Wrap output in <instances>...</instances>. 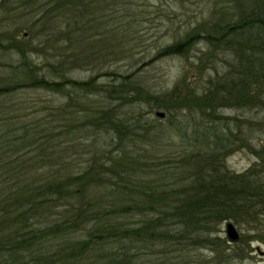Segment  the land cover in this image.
<instances>
[{
  "label": "trees",
  "instance_id": "16d2710c",
  "mask_svg": "<svg viewBox=\"0 0 264 264\" xmlns=\"http://www.w3.org/2000/svg\"><path fill=\"white\" fill-rule=\"evenodd\" d=\"M7 1L26 15L15 31L20 33L39 26L46 32L43 36L47 42L55 43L59 54L53 62L39 67L29 57L32 40L25 37L26 33L8 40L7 48L16 50L21 61L11 66L8 76H0L2 264H147L148 255L155 253L153 256L161 257L160 260L166 259L169 253L192 248L210 250L214 257L208 264L245 259L253 251V242L264 243V161L255 163L244 173L231 171L226 164L232 148L231 132L226 136L216 135L218 141L213 145L207 141V131L210 133L207 122L227 120L216 114L219 108L249 104L256 107L264 103V68L253 64L256 60L264 61V0L259 13L254 12L250 19L241 17L229 28L230 32L239 31L236 33L240 37L247 31L253 32V40L237 41L236 52L241 57L235 70L217 84L210 78L208 88H211L207 90L206 85L202 92L193 88L183 91L181 85L186 82L182 78L162 96L138 83L134 73L120 76V81L114 84L98 85L97 76L87 81L66 76L67 71L81 66L82 59L71 49L77 46L75 37L81 29L78 26L81 17L86 12L90 16L94 10L92 0ZM201 33L210 44L220 43L221 38H216L212 31L201 32L196 28L159 56L185 54ZM60 42L68 47L60 49L57 44ZM246 49L250 56L244 54ZM198 59L199 67L205 59ZM205 68L200 67L201 71ZM69 86L86 95L104 92L109 94L107 99L121 103L140 100L152 104L151 109H163L166 114L182 110L196 112L206 122L191 125L192 138L200 151L185 153L182 146V151L163 150L157 144L168 139L170 130L158 129L157 119L143 122L142 116L135 117L133 125L145 130L142 137L148 136L150 146L161 148L168 158L160 165L164 167L163 172L157 171L151 177L147 168L154 166L152 161H159L154 156L160 150L152 155L143 151L141 156L131 155L136 157L131 159L118 155L114 151L119 148L124 153L134 135L138 136L134 126L123 113L120 116L118 110L112 111L113 108H100L90 117L91 109L83 107L87 118L83 125L76 127L71 123L70 126L111 133L115 144L113 150L94 145L87 164L76 170V165L65 160L59 146L61 137L66 136L62 129L69 125L62 107L51 110L48 117L30 121L20 132L9 121L12 117L7 110L12 106V116H15L20 108L8 100L22 90L63 93ZM176 124L172 127L180 128ZM211 126L213 131L218 130L216 125ZM189 140L182 141L184 146H191ZM17 146L29 151L19 155L14 151ZM144 152L150 159L143 157ZM176 153H179L177 161L170 162L169 157ZM105 183L112 187L111 193L96 194ZM228 221L243 230L234 247L220 235L223 224ZM157 247L161 255L156 252Z\"/></svg>",
  "mask_w": 264,
  "mask_h": 264
},
{
  "label": "rangeland",
  "instance_id": "374dc122",
  "mask_svg": "<svg viewBox=\"0 0 264 264\" xmlns=\"http://www.w3.org/2000/svg\"><path fill=\"white\" fill-rule=\"evenodd\" d=\"M92 2L94 10L90 16L86 12L81 17V22L78 24L81 29L75 37L77 46L71 49V52L74 51L82 59L81 66L67 71L66 76L77 81H87L91 77L97 76L96 84L98 85L114 84V81H120V76L134 73V78L138 83L160 96L171 90L174 84L182 78H185L186 82L181 85L183 91L193 88L202 92L206 85L208 90L211 88H208L210 78L214 84L220 83L224 75L235 70L239 65L241 53L236 52L237 41L253 40V32L247 31L243 37H240L236 33L239 31L230 32L229 28L234 27L241 17L250 19L249 17L254 12L259 13L262 9L260 8L262 0H92ZM24 17L26 15L21 11H16L12 3L0 0V42L2 43V46L0 45V76H8L12 69L11 66H17L21 61V56L16 50L7 48L9 38L14 35H25L26 33L25 37L32 40L29 57L34 65L41 67L43 63H51L55 60V55L59 54L55 43L47 42L46 37L43 36L46 32H42L39 26L30 30H21L20 33L15 31L18 25L22 24L21 21ZM196 28L201 32L212 31L216 38H221L220 43L210 44L202 38L204 33H201L185 54L159 56L164 49L179 42ZM39 32H41L40 36H38ZM224 33L227 36L223 37ZM57 44L61 46L60 49L68 47L66 43ZM65 53L69 52L65 51ZM244 54L250 56L247 49ZM200 57H203L207 63L204 62L198 67V58ZM84 61L87 63L83 64ZM253 64L254 67L264 68V61L256 60ZM200 67L206 68L201 71ZM206 79L207 84L205 83ZM108 95L104 92H91L86 95L81 90L70 86L63 93H53L45 89L22 90L12 95L8 100L10 104L20 108L15 116H12L14 115L13 107L7 108L10 117H12L9 121L16 126V132H20L23 126L31 123L30 121L35 122L40 117H48L51 110L62 107L69 125L68 128L62 129L66 132V136L61 137L59 146L61 145L65 160L69 161L70 165H76V170L87 164L94 145L112 149L115 144L111 140V133H95L89 129L85 131L83 128L80 130L73 128L74 126L79 127L87 119L84 118L83 107L91 109V114H88L90 117L94 116L100 108L106 106L113 108L111 110L114 112L118 110L120 116L124 114L131 126H134L135 117L139 115L142 116L143 122L157 119L158 129H169L171 132L167 140L157 144L163 150L169 148L171 151L177 152V150H181L182 146L185 147L183 149L185 153L200 151L198 143L192 138L191 126L194 122H205V120H201L198 113L182 110L166 114L163 109H151L152 104L140 100L135 103L124 101L121 103L107 99ZM158 111L164 112L165 116L157 117L155 113ZM92 112L94 113L92 114ZM216 114L227 118V120L220 119L212 124L207 122V129L210 131V133L207 131V141L213 145L218 141L215 138L216 135L226 136L231 132L232 148L226 158L227 167L231 171L244 173L255 163L263 162L264 103L262 106L256 107L249 104L243 107L219 108ZM209 118L207 116V121ZM52 119L53 117L48 118L49 121ZM43 121L48 122L47 120ZM71 123L74 126H70ZM173 123H177L176 127L178 125L180 128H173ZM186 125H188L187 129H185ZM211 125H216L218 130L213 131L214 126ZM182 127L183 129L180 131ZM144 131L143 128L134 126V133L138 136L134 135V139L126 146L124 153L119 148L114 152L130 159L136 158L131 155L141 156L143 151L148 155L157 153L161 148L151 147L148 143V136L142 137ZM186 138L190 139L189 142L192 143L189 147L182 143ZM14 151L21 155L29 150L17 146ZM165 153L160 150V153L155 154L154 157H158L159 161H152L154 166L147 168L149 176L153 177L157 171L163 172L164 167L160 165L168 161V158L164 157ZM178 154L169 157L170 162L177 161ZM143 157L150 159L146 154ZM106 178L109 179L108 176ZM105 184L99 186L96 194L105 191L111 193L112 187ZM235 226L241 236L243 230L238 225ZM220 235L228 240L225 223ZM230 244L234 247L238 245V242ZM251 248L253 251L245 259L237 258L224 262H209L208 264H264V255L262 254L264 243L253 242ZM257 248L260 251H257ZM158 249L157 247V253ZM153 255L155 253L147 256L149 259L147 264H201L202 262L207 264V261H212L214 257V254L207 248H192L190 251L169 253L166 259L160 260L161 257L156 259ZM0 264L2 263L0 262Z\"/></svg>",
  "mask_w": 264,
  "mask_h": 264
},
{
  "label": "water",
  "instance_id": "95a60500",
  "mask_svg": "<svg viewBox=\"0 0 264 264\" xmlns=\"http://www.w3.org/2000/svg\"><path fill=\"white\" fill-rule=\"evenodd\" d=\"M155 114L160 118H163L165 116V113L160 111L156 112ZM225 233L229 243L238 242L240 239V234L236 226L231 221L225 223ZM257 251H260V249L257 248ZM262 254L264 255V252H262Z\"/></svg>",
  "mask_w": 264,
  "mask_h": 264
}]
</instances>
